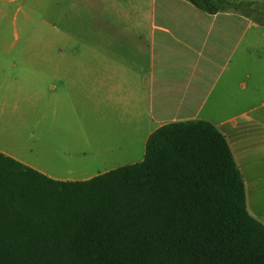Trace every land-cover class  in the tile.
<instances>
[{
	"label": "crops",
	"instance_id": "1",
	"mask_svg": "<svg viewBox=\"0 0 264 264\" xmlns=\"http://www.w3.org/2000/svg\"><path fill=\"white\" fill-rule=\"evenodd\" d=\"M127 2L138 11L112 16L88 59L0 60V152L53 179L85 180L143 160L160 125L207 119L227 138L248 210L264 223V19L234 5ZM136 33L140 44L115 43Z\"/></svg>",
	"mask_w": 264,
	"mask_h": 264
},
{
	"label": "trees",
	"instance_id": "2",
	"mask_svg": "<svg viewBox=\"0 0 264 264\" xmlns=\"http://www.w3.org/2000/svg\"><path fill=\"white\" fill-rule=\"evenodd\" d=\"M189 1L207 12L249 4ZM0 264H264V223L220 129L170 121L143 160L85 180L0 152Z\"/></svg>",
	"mask_w": 264,
	"mask_h": 264
},
{
	"label": "rangeland",
	"instance_id": "3",
	"mask_svg": "<svg viewBox=\"0 0 264 264\" xmlns=\"http://www.w3.org/2000/svg\"><path fill=\"white\" fill-rule=\"evenodd\" d=\"M125 1L112 5L107 0H0V60L55 63L88 59L91 40L105 44L106 24L112 16L138 11L136 3ZM256 5L264 7V0H257ZM151 8L145 5L147 11ZM242 10L264 19V12L256 6L243 5ZM115 43L140 44L141 40L136 33ZM6 48L12 49L5 52Z\"/></svg>",
	"mask_w": 264,
	"mask_h": 264
}]
</instances>
